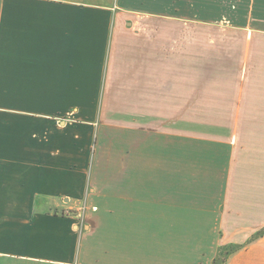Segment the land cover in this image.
<instances>
[{
  "label": "crops",
  "instance_id": "1",
  "mask_svg": "<svg viewBox=\"0 0 264 264\" xmlns=\"http://www.w3.org/2000/svg\"><path fill=\"white\" fill-rule=\"evenodd\" d=\"M192 7L0 0V264H214L264 227V183L222 142L108 102L121 19ZM226 264H264V235Z\"/></svg>",
  "mask_w": 264,
  "mask_h": 264
},
{
  "label": "rangeland",
  "instance_id": "2",
  "mask_svg": "<svg viewBox=\"0 0 264 264\" xmlns=\"http://www.w3.org/2000/svg\"><path fill=\"white\" fill-rule=\"evenodd\" d=\"M189 4L181 14L121 19L108 102L159 109L148 112L151 122L222 142L234 153L235 173L264 183V0H182ZM121 110L107 114L124 122ZM261 235L264 227L227 251Z\"/></svg>",
  "mask_w": 264,
  "mask_h": 264
},
{
  "label": "trees",
  "instance_id": "3",
  "mask_svg": "<svg viewBox=\"0 0 264 264\" xmlns=\"http://www.w3.org/2000/svg\"><path fill=\"white\" fill-rule=\"evenodd\" d=\"M58 213V212H57ZM262 236V235H261ZM256 239V238H255ZM253 239V240H255ZM251 240V241H253ZM229 246H223L219 249V252H218V255L214 261V264H226L227 262V259L228 257L233 253L235 252L236 250L240 249V248H237V249H234L233 251H227V248Z\"/></svg>",
  "mask_w": 264,
  "mask_h": 264
},
{
  "label": "built area",
  "instance_id": "4",
  "mask_svg": "<svg viewBox=\"0 0 264 264\" xmlns=\"http://www.w3.org/2000/svg\"><path fill=\"white\" fill-rule=\"evenodd\" d=\"M84 207H82L80 209V211L78 212V214H76L77 218H78V221H77V229L82 231L83 228H84V221H83V218H84Z\"/></svg>",
  "mask_w": 264,
  "mask_h": 264
}]
</instances>
